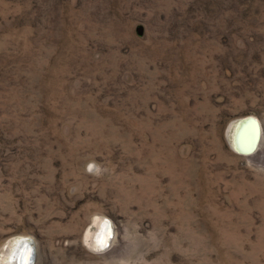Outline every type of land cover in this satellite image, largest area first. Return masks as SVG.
I'll list each match as a JSON object with an SVG mask.
<instances>
[{"label": "rangeland", "instance_id": "1", "mask_svg": "<svg viewBox=\"0 0 264 264\" xmlns=\"http://www.w3.org/2000/svg\"><path fill=\"white\" fill-rule=\"evenodd\" d=\"M247 117L264 129V0H0V256L264 264Z\"/></svg>", "mask_w": 264, "mask_h": 264}, {"label": "bare ground", "instance_id": "2", "mask_svg": "<svg viewBox=\"0 0 264 264\" xmlns=\"http://www.w3.org/2000/svg\"><path fill=\"white\" fill-rule=\"evenodd\" d=\"M249 119H256L254 117H247L244 119H241L242 121L240 123H235L234 127V134L232 135V145L234 146L235 150H244L248 148L252 142L255 139V127L252 123L248 122ZM258 121L259 129H260V137L257 141V147L255 151L250 154L252 158L256 155L259 156L261 153L264 154V129H261L260 120L256 119ZM260 121V122H259ZM233 125L230 126L232 128ZM110 220L103 216H97L95 217L91 224L87 227L84 235H83V241L84 244L91 250L97 251L98 253H105L106 251L110 250L113 247L112 240L109 243V247L107 250H103L102 246H104V242L107 240L109 235V224ZM21 243L22 242H15L12 240L9 241L8 245L6 246L5 250L2 252L0 256V264H24V252L26 250L25 248V242H23V246L21 249ZM20 248V250H19ZM25 248V249H24ZM22 250V254H21ZM20 253L18 255L17 253ZM23 259V261H22ZM26 259V257H25ZM27 260V259H26ZM6 261V262H5ZM3 262V263H2Z\"/></svg>", "mask_w": 264, "mask_h": 264}, {"label": "water", "instance_id": "3", "mask_svg": "<svg viewBox=\"0 0 264 264\" xmlns=\"http://www.w3.org/2000/svg\"><path fill=\"white\" fill-rule=\"evenodd\" d=\"M241 121L242 120H239L237 123H240ZM248 122H250V123H252L254 125L256 134H255V139L252 142V144L248 148L240 151V153L244 154V155L245 154L250 155V154H252L255 151V149L257 147V141H258V139L260 137V129H259L258 121L256 119H249ZM233 148H234V146H233ZM108 232H109L108 238L104 242V246H102L103 250H106L109 247V243H110L111 239L114 236L113 225H112L111 222L109 224ZM17 242H22L21 243V249H22V246L24 244L23 242H25L24 245H25L26 250L23 251L24 253L21 250V254L22 253L24 254V264H35L36 247H35V244H34L33 240L30 239V238H21V239H18ZM19 250H20V248H19ZM17 254L19 255L20 253L18 252ZM21 254H20V256H21ZM23 254H22V257H23ZM25 257H26L27 260L25 259ZM22 261H23V259H22Z\"/></svg>", "mask_w": 264, "mask_h": 264}]
</instances>
